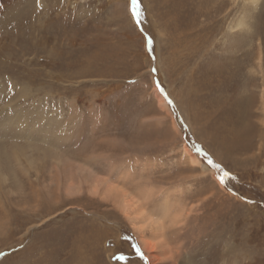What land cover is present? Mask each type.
I'll return each mask as SVG.
<instances>
[{
	"label": "rangeland",
	"instance_id": "374dc122",
	"mask_svg": "<svg viewBox=\"0 0 264 264\" xmlns=\"http://www.w3.org/2000/svg\"><path fill=\"white\" fill-rule=\"evenodd\" d=\"M251 1L139 0L138 26L131 0H0V264H264V0ZM87 171L186 204L171 259L133 254L115 199L65 193Z\"/></svg>",
	"mask_w": 264,
	"mask_h": 264
},
{
	"label": "bare ground",
	"instance_id": "6f19581e",
	"mask_svg": "<svg viewBox=\"0 0 264 264\" xmlns=\"http://www.w3.org/2000/svg\"><path fill=\"white\" fill-rule=\"evenodd\" d=\"M260 1L252 0L251 2L258 6ZM242 24L243 22L239 26ZM161 104H165L162 98ZM184 149L187 154L190 153L186 148ZM188 155L193 164L201 165L195 156ZM85 172L86 170L79 166L76 174ZM69 174L70 172L66 176L67 181L64 186L65 193L69 197L81 194L85 187L88 194L93 197L103 200L115 199V206L129 221L133 232L139 239L142 250L148 254L152 262L169 260L173 257L172 255L175 253L173 243H178L173 236L180 233V228L189 216V210L180 198H172L169 194L159 195V199L155 202L157 196L153 188L147 185L137 187V195L128 198L116 187L114 182L100 179L89 171H87L88 176L86 174L80 181L82 183L73 182ZM179 247L177 246L175 249L176 254Z\"/></svg>",
	"mask_w": 264,
	"mask_h": 264
},
{
	"label": "snow or ice",
	"instance_id": "6c2138e0",
	"mask_svg": "<svg viewBox=\"0 0 264 264\" xmlns=\"http://www.w3.org/2000/svg\"><path fill=\"white\" fill-rule=\"evenodd\" d=\"M131 8H132L133 19H134L135 23L139 26L142 23L141 17L143 15L142 10L140 8L139 0H131ZM145 40L147 42V51H148V54H149V59L152 60V61H155L156 60V56L154 54L153 40H152V38L150 36H145ZM151 72L152 73H156L157 69L156 68H152ZM156 87L160 91V93L162 95H164L167 103L169 105H172L173 101L168 98L167 93L165 92L164 88L160 85L159 81H156ZM196 150H197V152L200 155L205 157V159L207 160V163L212 168L216 169L218 172L221 173V175H219L217 177V180L219 181L220 184H225L226 179L229 177V173L227 171H224L223 168L219 164L215 163L212 160V158L206 152L203 151L202 148H197ZM127 239H129V238L125 237V240H127ZM132 248L134 250V253H133L134 255L139 257V259L141 261L146 260L145 253L142 251V249H141L139 244H133ZM113 259H116L118 261L119 260H123V261H126V262L129 261V257L127 255H124L122 252L119 255H115L114 254Z\"/></svg>",
	"mask_w": 264,
	"mask_h": 264
},
{
	"label": "trees",
	"instance_id": "16d2710c",
	"mask_svg": "<svg viewBox=\"0 0 264 264\" xmlns=\"http://www.w3.org/2000/svg\"><path fill=\"white\" fill-rule=\"evenodd\" d=\"M191 144V143H190Z\"/></svg>",
	"mask_w": 264,
	"mask_h": 264
}]
</instances>
